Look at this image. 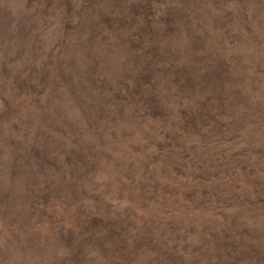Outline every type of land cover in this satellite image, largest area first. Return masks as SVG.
I'll return each mask as SVG.
<instances>
[{"label":"rangeland","instance_id":"1","mask_svg":"<svg viewBox=\"0 0 264 264\" xmlns=\"http://www.w3.org/2000/svg\"><path fill=\"white\" fill-rule=\"evenodd\" d=\"M0 264H264V0H0Z\"/></svg>","mask_w":264,"mask_h":264}]
</instances>
